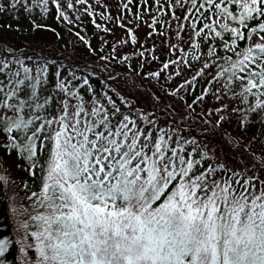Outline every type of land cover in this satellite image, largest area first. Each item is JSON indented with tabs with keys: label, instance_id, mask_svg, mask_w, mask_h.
Instances as JSON below:
<instances>
[{
	"label": "snow or ice",
	"instance_id": "6c2138e0",
	"mask_svg": "<svg viewBox=\"0 0 264 264\" xmlns=\"http://www.w3.org/2000/svg\"><path fill=\"white\" fill-rule=\"evenodd\" d=\"M8 13L0 264H264V0ZM64 31L86 57L45 53Z\"/></svg>",
	"mask_w": 264,
	"mask_h": 264
},
{
	"label": "trees",
	"instance_id": "16d2710c",
	"mask_svg": "<svg viewBox=\"0 0 264 264\" xmlns=\"http://www.w3.org/2000/svg\"><path fill=\"white\" fill-rule=\"evenodd\" d=\"M0 21H6L8 24L13 25V27L19 26V24L17 23L16 14L14 13L0 15ZM19 23L22 24L24 23V21L21 20ZM86 27L89 38L92 39L93 42H96V37L92 35L95 32V29L91 26L90 23H87V21ZM74 44L76 45V49L78 50H74ZM44 51L50 56H87L86 49L81 48L76 42L75 37L69 35L67 31H64L62 41L58 42L55 46H50L44 49Z\"/></svg>",
	"mask_w": 264,
	"mask_h": 264
},
{
	"label": "rangeland",
	"instance_id": "374dc122",
	"mask_svg": "<svg viewBox=\"0 0 264 264\" xmlns=\"http://www.w3.org/2000/svg\"><path fill=\"white\" fill-rule=\"evenodd\" d=\"M85 21H87V17H85ZM117 33H119V30H117ZM111 39V37H109Z\"/></svg>",
	"mask_w": 264,
	"mask_h": 264
}]
</instances>
